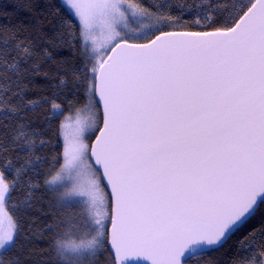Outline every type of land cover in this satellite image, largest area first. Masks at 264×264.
<instances>
[{
  "label": "snow or ice",
  "instance_id": "snow-or-ice-1",
  "mask_svg": "<svg viewBox=\"0 0 264 264\" xmlns=\"http://www.w3.org/2000/svg\"><path fill=\"white\" fill-rule=\"evenodd\" d=\"M46 7L0 25V264H264V0ZM41 183L79 210L26 225Z\"/></svg>",
  "mask_w": 264,
  "mask_h": 264
},
{
  "label": "trees",
  "instance_id": "trees-1",
  "mask_svg": "<svg viewBox=\"0 0 264 264\" xmlns=\"http://www.w3.org/2000/svg\"><path fill=\"white\" fill-rule=\"evenodd\" d=\"M31 2L34 5V11L29 12L24 10L23 7L18 5H23L25 3ZM49 0H0V25H15L19 21L23 20L27 23L34 22V17L39 16L41 18L47 17L45 21L44 30L51 32V25L48 21H51L52 24H55L58 20V16H50L48 15V9L46 4ZM54 3H61V0H52ZM148 0H145L147 3ZM171 2L183 3L185 0H171ZM187 2L191 3L192 0H187ZM67 55V53H65ZM40 83H44L40 81ZM35 95H50V93H36ZM68 100H74L73 97L69 96L67 99L64 96L58 98L57 102L61 103L64 108V113L56 120L52 121V131L48 133L46 139H51L52 145L54 146V152L48 148L44 149L41 155H44L48 158L49 162L51 161V157L56 154L62 152V136L54 137L53 133L58 127L60 121H62V117L65 113H69L68 110ZM50 107V105H45V108ZM62 162V161H61ZM48 165L41 166V172L46 171ZM57 168H59V164H57ZM42 180V177H41ZM36 200H34V204L36 205L35 209L30 211L25 217V224H30L35 222V224L39 227L42 226L46 220L53 216L57 215H69L77 212L76 208L73 207L71 209L61 210L58 204V195L55 192L46 191L43 187L42 183L39 191L35 194ZM47 237L44 240L35 241L30 249L31 255L26 257L27 264H54V254L50 251L49 245L47 243ZM236 237H233L232 240L225 245L224 249H221L218 253H212L210 257H205V261L208 259H213L218 262V264H229V255L234 254L236 250ZM229 249L231 250L229 252ZM106 256V254H105ZM101 264H103L104 256L100 257ZM205 261H201V264H205Z\"/></svg>",
  "mask_w": 264,
  "mask_h": 264
},
{
  "label": "rangeland",
  "instance_id": "rangeland-1",
  "mask_svg": "<svg viewBox=\"0 0 264 264\" xmlns=\"http://www.w3.org/2000/svg\"><path fill=\"white\" fill-rule=\"evenodd\" d=\"M62 1V0H61ZM69 116H74L73 112H69V113H65L64 116L62 117V121L65 120V117H69ZM66 123H68L70 125L69 131H71V126L74 125V120L73 119H69L65 121ZM94 139V136L92 137V140ZM62 141H63V137H62ZM90 143L92 142L91 140L89 141ZM56 193V192H55ZM59 197L60 193H56ZM77 207L76 210H79V206H75ZM0 227L6 228L7 227V223L4 222L3 224H0Z\"/></svg>",
  "mask_w": 264,
  "mask_h": 264
},
{
  "label": "water",
  "instance_id": "water-1",
  "mask_svg": "<svg viewBox=\"0 0 264 264\" xmlns=\"http://www.w3.org/2000/svg\"><path fill=\"white\" fill-rule=\"evenodd\" d=\"M94 139H95V137H94ZM94 139H93V140H94Z\"/></svg>",
  "mask_w": 264,
  "mask_h": 264
}]
</instances>
